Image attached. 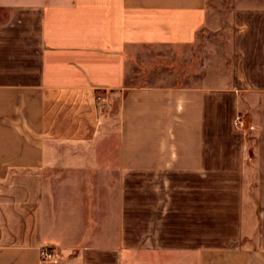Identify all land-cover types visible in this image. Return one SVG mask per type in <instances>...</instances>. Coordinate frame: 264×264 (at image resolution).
Masks as SVG:
<instances>
[{
	"label": "crops",
	"instance_id": "1",
	"mask_svg": "<svg viewBox=\"0 0 264 264\" xmlns=\"http://www.w3.org/2000/svg\"><path fill=\"white\" fill-rule=\"evenodd\" d=\"M208 4L0 0V264H264V0Z\"/></svg>",
	"mask_w": 264,
	"mask_h": 264
},
{
	"label": "rangeland",
	"instance_id": "2",
	"mask_svg": "<svg viewBox=\"0 0 264 264\" xmlns=\"http://www.w3.org/2000/svg\"><path fill=\"white\" fill-rule=\"evenodd\" d=\"M236 0H208V6L211 9L212 14L215 15L216 18L220 17V8H229L231 5L235 3ZM243 1H253V0H243ZM258 1V0H255ZM225 12V11H224ZM205 32H201L198 36L197 43L194 47L189 50V52L178 53L179 61L176 63V67L180 72L187 71L190 64V69L198 70L197 63L199 61L204 60L209 57L210 52L205 46H207L208 42L214 43L215 45H219L220 34L218 32H214L213 30L206 29ZM166 58L172 57L168 52L163 54ZM190 58V59H188ZM190 62V63H189ZM189 63V64H188Z\"/></svg>",
	"mask_w": 264,
	"mask_h": 264
},
{
	"label": "built area",
	"instance_id": "3",
	"mask_svg": "<svg viewBox=\"0 0 264 264\" xmlns=\"http://www.w3.org/2000/svg\"><path fill=\"white\" fill-rule=\"evenodd\" d=\"M235 124L237 126L242 125V120L241 118H237L235 120ZM39 257L42 262H53L56 261L58 258V254L55 249L53 248H48V247H41L39 249Z\"/></svg>",
	"mask_w": 264,
	"mask_h": 264
}]
</instances>
